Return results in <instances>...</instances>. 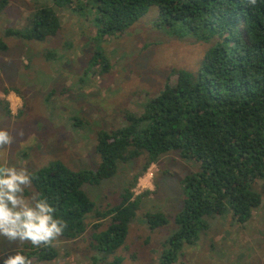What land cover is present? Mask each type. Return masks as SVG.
<instances>
[{
	"label": "rangeland",
	"instance_id": "rangeland-1",
	"mask_svg": "<svg viewBox=\"0 0 264 264\" xmlns=\"http://www.w3.org/2000/svg\"><path fill=\"white\" fill-rule=\"evenodd\" d=\"M37 6H51L58 15L60 28L55 35L27 41L4 34L6 28L24 29L26 16ZM95 16L96 9L82 1L55 6L51 0H9L0 13V36L8 44L0 53V128L13 137L18 131L24 133L10 149H0V165L25 167L29 172L51 160L73 170L96 167L100 160L94 149L97 131L124 124L127 110L140 113L166 82H175L173 70L194 73L214 43L199 40L178 25H158L156 6L116 34H100ZM46 50L52 52L49 59ZM97 52L109 63L105 72L90 64ZM143 162L142 156L120 161L112 177L82 188L98 209L115 205ZM198 171L199 162L168 151L138 177L134 193L149 192L141 197L125 242L114 254L105 255L91 244L94 219L89 215L81 236H60L52 244L57 256L46 261L31 258L32 264H114L116 256L121 258L116 264H160L165 240L177 228L174 217L186 196L185 177ZM253 189L260 193L262 204L251 218L237 223L229 208L203 217L207 228L194 243H184L170 264H264V179ZM26 190L32 192L31 187ZM156 211L163 212L168 222L151 231L144 213ZM108 222L109 218L103 219L100 228ZM22 248L23 242L0 236V257Z\"/></svg>",
	"mask_w": 264,
	"mask_h": 264
},
{
	"label": "trees",
	"instance_id": "trees-1",
	"mask_svg": "<svg viewBox=\"0 0 264 264\" xmlns=\"http://www.w3.org/2000/svg\"><path fill=\"white\" fill-rule=\"evenodd\" d=\"M55 6L82 1L96 9L99 33L116 34L157 7L156 23L178 25L202 41L213 40L197 70L176 69L174 83L145 102L140 113L124 112V124L111 130L99 129L94 168L73 170L60 160H51L32 174V192L47 198L55 215L67 223L61 237L75 239L92 223L91 244L105 255L123 245L129 224L148 190L135 194L133 187L148 166L170 150L193 159L200 171L185 177L186 196L175 215L177 228L165 240L160 264L175 260L184 243H194L207 228L203 217L223 214L243 224L262 204L253 185L264 179V0H51ZM9 0H0L2 13ZM22 30L6 28V36L43 41L56 34L60 20L51 6H37L26 16ZM8 44L0 36V53ZM45 57H52L45 51ZM107 71L109 63L101 52L90 60ZM5 113L10 114L9 103ZM144 157L120 193L115 205L98 209L82 185H97L112 177L118 162ZM149 230L168 222L163 212L144 213ZM109 218L101 229L102 220ZM19 252L36 261L57 256L53 245L36 247L23 242ZM120 257H115L114 264ZM113 264V263H111Z\"/></svg>",
	"mask_w": 264,
	"mask_h": 264
},
{
	"label": "clouds",
	"instance_id": "clouds-1",
	"mask_svg": "<svg viewBox=\"0 0 264 264\" xmlns=\"http://www.w3.org/2000/svg\"><path fill=\"white\" fill-rule=\"evenodd\" d=\"M23 135L21 130L13 137L7 129L0 128V149H10L16 138ZM31 183L32 174L27 168L0 165V236L9 242H30L36 247H48L62 236L67 223L56 217V209L47 198L36 193L25 197V189L30 188ZM0 262L32 264L19 252L0 257Z\"/></svg>",
	"mask_w": 264,
	"mask_h": 264
}]
</instances>
